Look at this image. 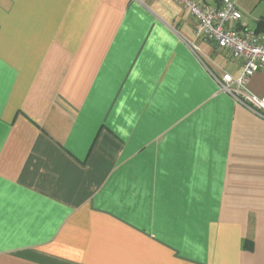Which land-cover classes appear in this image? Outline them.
<instances>
[{
    "label": "crops",
    "instance_id": "obj_1",
    "mask_svg": "<svg viewBox=\"0 0 264 264\" xmlns=\"http://www.w3.org/2000/svg\"><path fill=\"white\" fill-rule=\"evenodd\" d=\"M224 73L175 0H0V264H264V119Z\"/></svg>",
    "mask_w": 264,
    "mask_h": 264
},
{
    "label": "built area",
    "instance_id": "obj_2",
    "mask_svg": "<svg viewBox=\"0 0 264 264\" xmlns=\"http://www.w3.org/2000/svg\"><path fill=\"white\" fill-rule=\"evenodd\" d=\"M184 6L195 20V38L213 48L226 50L234 58L241 59L243 74L235 79L224 73L221 78L214 75L220 90L234 96L256 116L264 119V95L254 96L246 89L249 79L264 71V34L238 29L242 13L232 0H220L218 7L199 3L197 0H175ZM194 52L200 49L192 46Z\"/></svg>",
    "mask_w": 264,
    "mask_h": 264
},
{
    "label": "trees",
    "instance_id": "obj_3",
    "mask_svg": "<svg viewBox=\"0 0 264 264\" xmlns=\"http://www.w3.org/2000/svg\"><path fill=\"white\" fill-rule=\"evenodd\" d=\"M257 31H258L259 33L264 32V18L259 22V25H258V29H257Z\"/></svg>",
    "mask_w": 264,
    "mask_h": 264
}]
</instances>
